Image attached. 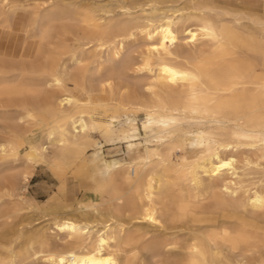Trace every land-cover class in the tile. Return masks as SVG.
I'll list each match as a JSON object with an SVG mask.
<instances>
[{"label":"bare ground","instance_id":"bare-ground-1","mask_svg":"<svg viewBox=\"0 0 264 264\" xmlns=\"http://www.w3.org/2000/svg\"><path fill=\"white\" fill-rule=\"evenodd\" d=\"M62 1L0 0V154H18L0 171V264H264V0ZM137 33L142 57L124 51ZM43 163L103 183L53 211L29 191ZM37 212L54 218L11 231Z\"/></svg>","mask_w":264,"mask_h":264},{"label":"rangeland","instance_id":"rangeland-1","mask_svg":"<svg viewBox=\"0 0 264 264\" xmlns=\"http://www.w3.org/2000/svg\"><path fill=\"white\" fill-rule=\"evenodd\" d=\"M44 1L45 0H35V1L34 0L29 1L28 0V3L31 5V6L29 5V7L30 8L37 7L38 5H40V3L43 4L42 2H44ZM75 1L74 0H67V2L72 3V7H75V8L78 6L89 5L91 2H93L95 0H75ZM97 1H105V0H97ZM62 2H63L62 0H55V3H62ZM86 2L89 4H87ZM165 2H167V3L169 2V3L166 4ZM174 2H175L174 0H161L162 4H160V6L162 5L165 7L172 8L171 10H168V14H171V11L173 12V10L178 9V8H180V9L183 8V10H180V12L178 11L179 13L176 12L177 14H180L181 11L186 13V11L188 12L190 10V8H187V6H189V2L182 1V0H178L177 1L178 3L177 2L174 3ZM171 4H172V6H171ZM2 5L3 4H0V8L3 7ZM174 6H177V7H174ZM144 7L147 8V11H148L149 6L144 5ZM139 8L141 9L140 6H139ZM134 9L133 8L131 9V12L133 13L132 16L133 17L139 16L140 13H138L137 11L140 9H138V7L134 8ZM135 12H137V13H135ZM116 16H118V14H116ZM120 16L116 17V19H122L124 17L126 18V15L122 16V14H121ZM134 20L139 21V19L138 20L134 19ZM139 34L137 33L135 35L137 40L134 39L135 37H132V38H129L128 40H126V42H125L124 51H125V53H129L132 57H138V56L140 57L141 55L144 56L147 54V49H146V48H148L147 38L145 37V35L143 33H139ZM179 35H180V40L182 39L181 41L179 40V43L181 42V44H183V46H184V43L186 41L184 38L185 33L184 32L181 33V31H180ZM90 47L91 48H90L89 52L90 53L94 52L95 54L93 53L94 55L91 54V56H90V54H88V56H90L89 60H94L95 58H97L103 54H104V56H102V57L105 58L106 51H107L106 49H105L106 51L104 50L105 52H100V50H96L94 45L91 44ZM145 51H146V53H145ZM98 52H99V54H97ZM96 54L99 56H97ZM77 94H81V91L79 90L77 92ZM93 99L94 100L107 101V100L111 99V95L109 92H105V94L104 93H96L95 95H93ZM143 117H144L143 114H140L138 116V122H139L140 126H141V120L143 119ZM43 133H44V131L40 130V131H38L37 134H38V136H40ZM142 133L144 134L143 131H142ZM94 136H95V140H100L103 142L104 145L102 147V151H103V155L105 156V158L107 160H111V159L126 160L129 158L128 154H127V147H126L125 142L112 144V142L106 141L99 133H95ZM94 151H95V146H91V147H89L87 154L91 155ZM17 155L18 154H6V155L0 154V162H1L0 171L4 170L6 167H8L9 162L11 160H13L15 157H17ZM29 155L30 154H28V156ZM6 163H8V164H6ZM76 172H77V167H72L71 169H69V168H64L62 165H60L58 163L50 164V165H48L46 163L38 164L34 168V173H33L32 177L30 178L29 191L31 194H33V196L37 199V201L41 205L49 204L53 208L50 210H53V211H62L63 205H72L73 207H75L80 201H88L92 198H95L92 196L93 193L89 192V191L94 189L97 186H100L103 183V180H101V178H99V177L93 178V177H89V176L85 177L82 175L77 177ZM63 181H64V186L61 189L60 187H61V183ZM49 214L50 213L37 212L35 214L30 213V214L17 215L13 219L14 226H13V229L11 231H16L18 229V224H20V223H22L20 226H23V225L25 226L26 225L25 221L31 222L30 224L27 225L28 227H31L33 229L40 228L42 225H46L53 220L54 215H52V214L49 215ZM16 226H17V229H16ZM0 229H1V231H3L1 223H0ZM170 230L172 231V228H170L168 231H170ZM60 242H62V241H60ZM137 260L139 263L145 262V264H159L157 261L152 259L150 256H147L144 254L143 255L138 254ZM34 264H43V263L42 262H40V263L36 262Z\"/></svg>","mask_w":264,"mask_h":264}]
</instances>
